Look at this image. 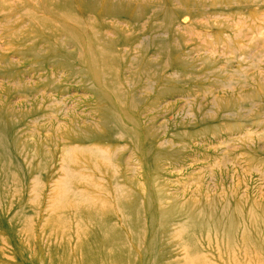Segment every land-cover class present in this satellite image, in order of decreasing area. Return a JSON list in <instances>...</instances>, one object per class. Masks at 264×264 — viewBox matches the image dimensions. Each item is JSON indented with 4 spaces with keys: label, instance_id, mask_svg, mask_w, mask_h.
I'll return each instance as SVG.
<instances>
[{
    "label": "rangeland",
    "instance_id": "1",
    "mask_svg": "<svg viewBox=\"0 0 264 264\" xmlns=\"http://www.w3.org/2000/svg\"><path fill=\"white\" fill-rule=\"evenodd\" d=\"M44 1L0 0V152L27 185L37 175L26 167L38 156L52 171L31 209L0 211V264H113L108 248L104 256L97 250L105 233L87 218L80 230L77 200L61 202L82 194L61 172L72 151V171L97 187L86 202L115 213L111 227L137 236L117 204L125 193L146 201V243L122 249L127 264H264V0H104L118 7L113 13L101 0L88 1L99 45L116 55L109 71L94 69L97 77L75 59L76 45L53 56L38 33L49 28L23 15L26 5L43 17ZM46 1L75 14L87 3ZM44 17L54 29L79 33L61 17ZM57 42H67L66 32ZM128 96L133 119L118 113ZM87 156L108 174L82 169ZM58 186L67 191L54 195ZM184 223L192 257L180 236ZM241 228L257 237L248 255L226 247Z\"/></svg>",
    "mask_w": 264,
    "mask_h": 264
},
{
    "label": "bare ground",
    "instance_id": "2",
    "mask_svg": "<svg viewBox=\"0 0 264 264\" xmlns=\"http://www.w3.org/2000/svg\"><path fill=\"white\" fill-rule=\"evenodd\" d=\"M88 1L92 2L94 0H87V3L84 4L82 8H79V10L78 9L76 10L77 11L76 14L75 12L73 13V12L63 11L60 6L53 9L48 4V1L46 0L42 2L43 4L42 11L44 13L43 17L34 16L32 12L28 10L27 7H25L26 5H23L22 11H23V15L26 18H30L33 24L37 22H42V24H44L45 26L49 28L50 32L45 33L43 31H39L38 33L41 35V38L48 39V41L50 42V52L53 56L55 57L58 56L59 49L65 48L68 44H73V45H76L78 48V54L76 55L75 59L85 62L90 67L92 72L94 71L95 68H98L99 71L101 69L105 71H109V68L113 64L114 57H116V55L113 53L114 51L113 52L110 51L108 46L99 45L96 39V35L99 31L100 23L98 19H96L98 21L97 24L89 21V19L87 18V15H85L87 14L89 10H91V5H89ZM101 1L103 2L101 6L104 11L107 10L108 12L113 13V10L115 11L116 9H118V7L116 6L109 5L107 1H104V0H101ZM92 6L95 7L96 5H92ZM100 12L101 10L99 11V13ZM48 13L54 14L58 17H61L73 23L74 25H77L78 31H79L78 35L72 36V35H69V33L65 29L59 30V29H54L53 27H51V25L47 21V18L44 17ZM62 24H65V23H62ZM60 32H66L67 34V42L65 44H60L59 42H57L58 33ZM138 65L139 66L142 65L141 60L139 61ZM93 74L95 77L98 76V73L93 72ZM151 74H152L151 76L157 77L156 72L154 70H152ZM105 77L107 80H110V75L108 73H105ZM136 109L137 107L135 105L133 98L131 96H128L125 103L118 110V113H119V116H121V118L126 116V119H129L131 117H129L127 113L133 114L136 111ZM73 152L74 151L69 153L67 156L65 155V157H63L62 165H61V168H62L61 172H62V176H64L65 179L67 178L76 179L72 188L76 189L77 192H80L82 194L80 195L76 193L72 194L67 198L65 197L61 199V202H63L64 204L66 202L71 203L73 199H76L77 205L76 207L75 206L72 207V210L74 211L75 221L76 223L79 224L78 228L81 230V225H82L81 218L82 219L87 218L88 219L87 221L89 223L96 225V227L99 229L100 232L105 233L106 238L101 240L100 243L96 244V246L98 247L97 250L101 253V255L104 256V251L105 249L108 248L113 264L114 262H117V264H127L128 260L125 257L128 256V253L124 252L122 249L129 248V251H131L133 248H140V246L143 244V241L145 242L146 240V232L148 231V222H147L148 216L146 218V215L144 214V209L146 207V201L142 200L141 202H136L134 196L130 195V193H125L127 198L125 200L119 201L117 204V206H120L122 209L126 211L127 215L131 216L132 219L130 220V223L132 226L135 225L134 229L135 230L140 229V231H138L137 236H132V237L127 236L125 235L123 231L120 232L119 230L111 227V223L109 222V220L111 219V216L112 217L116 216L115 213L107 214V212L104 211L105 205L99 200H98L99 204L97 203L94 207L92 206L93 204H89L86 202L89 200H94V196L91 192H89V190H95L97 189V187L94 182H93L94 184L93 183L89 184V182H85L82 179L81 174H79L77 171H72V169L70 168L71 167L70 165H76L75 163H77V159L75 158V155H73ZM23 156H25V153H23ZM85 162L87 163L82 165L81 167L82 169L84 167H89L90 169L92 168L94 170H97L99 173H102V174H103V171H106L107 174L109 172V170L107 169V166L102 167L101 165L103 164H101L97 158L87 156L84 160V163ZM47 163H48L47 158L43 156H38L32 161V164L26 167L30 173L34 172V174L37 175L36 179H33L32 181L33 183L31 182L30 184L27 185L21 180V177L17 170L18 165H16L10 159V156L8 154H6L5 156L2 151L0 152V211L1 212H8L7 210H11L12 208H15L17 212L28 210V208L31 209V206H33L32 203H34L37 200V198L40 197L41 192H43L44 189H46L44 186L43 179H46L52 173ZM109 168L111 169V166ZM113 169L116 170L115 167H113ZM65 184H68V183H65ZM93 185L95 186V188L93 187ZM149 188H152L150 192L152 194V197L155 198L154 193L158 190L154 186H151V184L149 185ZM59 191L65 192L67 191V189L64 188V186L63 187L58 186V188L53 189V194L55 195ZM25 195L26 196L28 195L27 199H25ZM110 196L113 199V194L111 192H110ZM78 199L82 203L78 202ZM113 205L114 203L111 204L112 207ZM111 206H109L108 204L107 207H111ZM188 216L189 218L191 217L192 219L193 218L196 219V215L193 214L192 212H190ZM246 219L248 221V225H250L253 229L255 228L256 230L257 228L255 224L256 223L258 224V222H256V220L252 218L250 214L247 215ZM186 223L188 222L186 221ZM184 224L182 228L180 229V236L185 240L186 244L184 245L187 250V255L192 257L195 254L196 248L194 246L193 238L190 237L189 235V231L191 228H187L188 225L186 226V224H185L186 226L185 227ZM202 226H203V223H202ZM82 228H83V225H82ZM238 230L240 231V229ZM241 230H242L241 231L242 233H241L239 240L238 238L237 239L235 238L237 241H235V239L234 240L228 239L227 240L228 243L226 247L230 253H233V250L235 248H239V250L243 249L245 251L244 254L248 255L252 251V247L255 244V239L257 237L252 236L253 235L252 233H247L243 231L245 230L243 228H241ZM227 232H230V231H227ZM254 232L256 233V231ZM223 238H225V236ZM259 239L263 240V238H259Z\"/></svg>",
    "mask_w": 264,
    "mask_h": 264
}]
</instances>
